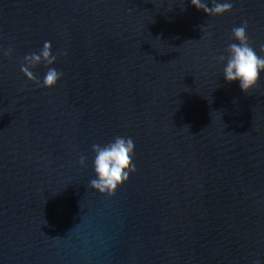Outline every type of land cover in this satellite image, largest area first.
<instances>
[{"label": "water", "instance_id": "obj_1", "mask_svg": "<svg viewBox=\"0 0 264 264\" xmlns=\"http://www.w3.org/2000/svg\"><path fill=\"white\" fill-rule=\"evenodd\" d=\"M245 20L264 55V0H0V264H264V74L243 92L214 59ZM45 41L52 87L20 71ZM116 136L136 171L102 194Z\"/></svg>", "mask_w": 264, "mask_h": 264}, {"label": "clouds", "instance_id": "obj_2", "mask_svg": "<svg viewBox=\"0 0 264 264\" xmlns=\"http://www.w3.org/2000/svg\"><path fill=\"white\" fill-rule=\"evenodd\" d=\"M191 5L197 10H203L209 16L222 15L232 10L234 0H190ZM211 4V6H209ZM248 21H242L239 26L231 29L230 42L225 48L227 55L221 54L214 59L222 63V74L226 82L238 81L241 91L248 92L253 88L261 75L264 74V55L258 54L249 43L247 35ZM264 52V45H261ZM4 56H9L12 49L6 51L0 49ZM67 55L64 51L59 53ZM57 60V54H53L50 41H45L38 53L26 54L23 57L20 71L29 79L35 81L41 87H52L62 77L63 73L53 65ZM43 64L47 67L42 81L31 70L37 65ZM92 151L93 170L95 178L89 181V186L99 193L113 195L119 185L129 179L130 173L136 171L133 162L135 144L131 137L116 136L106 144H93ZM86 157H79L80 165H85ZM253 264H261L260 260Z\"/></svg>", "mask_w": 264, "mask_h": 264}]
</instances>
